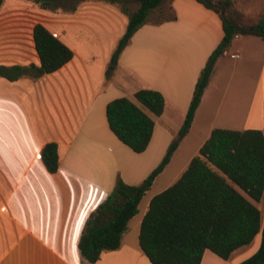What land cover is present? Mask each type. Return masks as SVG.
<instances>
[{"label": "crops", "instance_id": "0c3cea01", "mask_svg": "<svg viewBox=\"0 0 264 264\" xmlns=\"http://www.w3.org/2000/svg\"><path fill=\"white\" fill-rule=\"evenodd\" d=\"M163 5L171 14L151 21ZM155 10L112 66L128 24L118 3L58 0L51 9L35 0H3L0 64H40L37 24L69 46L73 57L39 77H0V264H153L139 241L151 199L179 179L214 128L264 133V39L238 35L218 58L188 133L142 197L120 246L104 250L94 263L83 258L78 243L87 221L119 179L140 184L161 162L224 35L219 13L198 0H164ZM143 88L164 95L162 114L136 99ZM123 96L154 118L142 152L110 128L107 104ZM49 142L58 144L55 172L42 159ZM258 235L228 259L207 249L201 264H238L258 250Z\"/></svg>", "mask_w": 264, "mask_h": 264}, {"label": "trees", "instance_id": "16d2710c", "mask_svg": "<svg viewBox=\"0 0 264 264\" xmlns=\"http://www.w3.org/2000/svg\"><path fill=\"white\" fill-rule=\"evenodd\" d=\"M35 1L45 8L58 6V0ZM134 1L138 4L134 11L124 4L120 6L128 15V24L112 54V66L117 64L133 34L164 0ZM198 1L219 13L223 38L201 70L185 120L161 162L140 184H128L119 179L114 190L87 221L78 246L89 263L96 262L104 250L120 246L127 223L138 212L142 197L188 133L218 58L238 35H256L264 39V13L256 21L244 23L241 15L227 10L232 0H220L221 8L213 0ZM2 2L0 0V6ZM34 38L40 64H0V77L12 81L25 75L39 77L59 69L73 57L72 49L42 24L36 25ZM135 97L155 115L164 111L165 98L158 90L143 88L135 93ZM107 118L112 131L134 151L142 152L147 148L155 121L133 99L123 96L111 100L107 104ZM42 159L50 172L58 170L56 142L44 146ZM263 193V131L216 127L179 179L151 199L142 220L140 245L153 264H201L207 249L228 259L234 250L249 244L261 233L258 250L238 264H264V220L255 203Z\"/></svg>", "mask_w": 264, "mask_h": 264}, {"label": "rangeland", "instance_id": "374dc122", "mask_svg": "<svg viewBox=\"0 0 264 264\" xmlns=\"http://www.w3.org/2000/svg\"><path fill=\"white\" fill-rule=\"evenodd\" d=\"M213 2L217 6H219V8H221L222 4L220 3V0H213ZM117 3L120 6H122L123 4L126 5L131 11L135 10L138 7V4L134 0H121V2H117ZM227 10L234 11L235 13L234 15H237V14L241 15L240 19L242 22L252 23L256 21L262 13H264V0H232V5L227 7ZM170 14L171 13L168 8V5H163V7L160 10L157 9L154 11V13H152L150 19L151 21L157 22V21L162 20L165 17H168ZM246 67L248 68V66ZM228 116H230V114ZM257 206L260 209L262 220H264V197L263 196L261 197L259 201H257ZM258 238H261V236L258 235Z\"/></svg>", "mask_w": 264, "mask_h": 264}]
</instances>
